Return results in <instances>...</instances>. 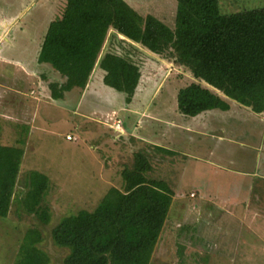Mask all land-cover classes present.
Wrapping results in <instances>:
<instances>
[{
    "label": "trees",
    "instance_id": "trees-1",
    "mask_svg": "<svg viewBox=\"0 0 264 264\" xmlns=\"http://www.w3.org/2000/svg\"><path fill=\"white\" fill-rule=\"evenodd\" d=\"M64 1L63 13L49 26L40 53V62L52 65L65 79L62 85H50L53 99L63 98L75 87L84 88L98 62L106 73L105 84L132 98L142 70L135 56L129 57L130 49L124 56L107 52L99 60L113 29L191 72L198 82L179 89L181 114L196 117L229 109L202 83L257 113L264 112V8L224 15L219 0H176L172 29L153 16H140L124 0ZM122 43L139 51L125 40ZM24 143L0 145V218L8 217L15 200ZM151 171L149 157L135 153L133 166L121 173L124 191L112 188L95 211L62 218L51 229L53 244L69 251L63 264H151L173 200L165 182L150 179ZM25 186L19 205L45 226L50 224L45 201L48 177L31 171ZM43 241L42 230L29 229L15 264H50L49 255L39 248Z\"/></svg>",
    "mask_w": 264,
    "mask_h": 264
},
{
    "label": "rangeland",
    "instance_id": "rangeland-1",
    "mask_svg": "<svg viewBox=\"0 0 264 264\" xmlns=\"http://www.w3.org/2000/svg\"><path fill=\"white\" fill-rule=\"evenodd\" d=\"M1 1L5 6H2L3 10L10 15L21 8L22 12L25 11L27 6V4L22 5L24 3L22 0ZM124 1L140 16H153L168 27L175 28L178 7L176 0ZM35 2L43 3L34 8L32 15L28 16L25 22L26 34L19 37L20 46H32L37 43L40 45L41 41L43 43V33L47 24L62 15L66 4L64 0H47L48 4L45 5L46 0H35ZM219 3L224 15L264 8V0H219ZM115 32L113 29L110 30L100 59L107 52L124 56L130 49L134 55L130 53L129 57L135 56V60H138L141 66V91L152 87L159 94L156 100L157 106L161 108L163 106L164 109L168 106L167 109H170L177 101L179 89L198 82L187 68L175 63L174 59L152 54L140 45H137L139 51L135 52L111 35ZM6 36V32L0 35V46L14 39V35ZM6 67L0 64V70L5 75L11 71ZM101 73L96 72L94 79H91L93 87L90 91L110 97L106 91L111 93L112 89L102 82ZM202 85L207 87L203 83ZM101 86L106 89L102 90ZM0 95L3 106V110H0V145L18 146V142L26 137L18 135V133L22 134L20 128L15 135L9 121L13 119V115L9 116L7 111L14 101L13 94L4 90ZM16 113L15 115H19L20 112L16 110ZM51 113L54 121L50 123V129L42 133L35 132L27 148L23 147L25 153L20 165L15 200L8 217L0 218V264H15L26 233L36 227L42 230L44 237L39 248L49 255L50 264H63L69 251L53 244L51 229L62 218L77 215L83 210L95 211L112 188L125 190L121 173L126 167L133 166L135 154L132 156L130 154L129 157L119 156V160H116L119 162L115 166V163L108 162L111 154L103 146L105 142L113 144L112 138H116L115 136H107L108 134L103 131L105 133L102 132L98 136L97 144L95 139L89 145L88 135L85 136V140L83 139L84 144H81V135L75 121L68 117L64 118L66 115L61 111L54 110ZM118 123H121V118L115 114L110 118V126L117 129ZM92 126L94 125L90 124L91 128ZM82 128L86 132L89 130L85 124ZM67 133L72 135L70 137L74 142L66 141ZM118 137L116 140L120 144L122 139ZM96 145L98 147L95 149ZM93 152L96 155L91 156ZM108 169H111L110 172ZM31 171L46 175L50 182V190L45 201L51 211V222L46 226L34 216L28 215L18 203L26 195L25 183ZM192 204L194 203L185 205L184 202H179L170 210L159 242L154 249L151 264H264V187L260 190L255 189L251 196L247 197L246 203L240 206V210L226 207L228 211L224 209L217 213L213 211L202 213Z\"/></svg>",
    "mask_w": 264,
    "mask_h": 264
},
{
    "label": "crops",
    "instance_id": "crops-1",
    "mask_svg": "<svg viewBox=\"0 0 264 264\" xmlns=\"http://www.w3.org/2000/svg\"><path fill=\"white\" fill-rule=\"evenodd\" d=\"M2 2L0 0V35L6 32L9 37L14 35V39L0 46V64L11 69L10 73L6 71L8 75L0 70V93L6 90L13 94L14 101L7 111L9 116L13 115V119H9L13 133L16 135L20 128L22 134L18 135L26 137L20 140L25 142L22 147L27 148L35 132L50 129L49 125L54 121L51 111L55 110L63 112L64 118L75 121L81 144H84L86 135L89 145L95 139L97 144L103 131L107 136H119L122 139L120 144L116 138H112L113 144H103L111 154L108 162L115 163V166L119 156L146 154L152 165L150 179L165 182L171 191L170 210L179 202L185 205L194 203L192 205L202 213H217L226 207L240 210L255 189L264 187V112L257 113L207 86L229 105V109H215L188 117L180 113L177 101L170 109L167 105L166 109L157 106L159 94L152 87L141 91L142 80L131 99L107 86L104 82L106 73L100 69L99 62L84 88L75 87L65 92L63 98L53 99L50 85H62L65 79L52 65L40 62L42 41L40 45H19L20 35L26 34L28 16L43 2L22 0V5L27 4L25 11L22 12L21 8L11 15L3 10ZM45 4H48L47 0ZM51 23L46 26L43 40ZM111 35L121 43L125 40L139 48L116 32ZM98 71L102 72V82L112 89L111 93L106 91L110 97L90 91L93 87L91 79ZM101 89L106 88L101 86ZM1 97L0 110H3ZM16 110L19 115H15ZM115 114L121 118L122 129L110 126V118ZM83 124L89 129L87 132L83 131ZM90 124L94 126L91 128ZM68 136L72 135L67 133Z\"/></svg>",
    "mask_w": 264,
    "mask_h": 264
},
{
    "label": "built area",
    "instance_id": "built-area-1",
    "mask_svg": "<svg viewBox=\"0 0 264 264\" xmlns=\"http://www.w3.org/2000/svg\"><path fill=\"white\" fill-rule=\"evenodd\" d=\"M121 127H122L121 123H120V124L118 123V125H117V129H121ZM72 139H73V138L70 137V136L67 137V140L72 141Z\"/></svg>",
    "mask_w": 264,
    "mask_h": 264
}]
</instances>
